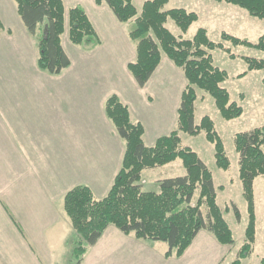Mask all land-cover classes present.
<instances>
[{
	"label": "trees",
	"instance_id": "trees-1",
	"mask_svg": "<svg viewBox=\"0 0 264 264\" xmlns=\"http://www.w3.org/2000/svg\"><path fill=\"white\" fill-rule=\"evenodd\" d=\"M17 11L27 30L35 33L38 25L48 20L47 28L39 39V68L49 74L59 75L71 65V59L61 44L65 30L66 9L63 0H14ZM239 6L254 17L264 18V0H217ZM169 0H147L142 11L133 0H95L107 4L120 22L134 21L133 40L136 58L128 68L138 84L143 87L162 61V54L183 69L187 83L178 109V128L160 136L153 145L144 140L145 127L133 123L128 105L119 99L107 104L106 114L117 135L125 143V152L114 183L102 198H97L88 185H77L64 197V208L73 233V257L80 264L89 246L94 245L105 230L114 225L123 233L142 241L166 242L165 256L181 257L191 246L199 232L208 231L223 245H234L233 231L217 202L214 177L211 170L190 147L182 145L180 132L197 135L202 130L215 144L216 163L229 169L230 160L221 137L210 116L195 124L197 88L211 94L223 118L239 117L243 109L231 101L230 94L221 84L226 71L215 66L211 50L222 43L210 40L207 30L201 28L192 39L174 35L166 26L171 18L183 31L198 20L195 12L186 9L165 10ZM69 38L73 44L94 39L101 43L96 29L81 6L68 10ZM3 28L0 20V32ZM223 37L234 44L254 46L264 50V35L257 43L224 33ZM249 70L264 68V60L245 57ZM239 154V175L247 201L249 222L245 241L237 258L231 264H243L254 252L256 240V211L254 182L264 176V125L240 132L234 138ZM181 158L186 175L159 181L158 192L144 191L139 183L143 170L166 165ZM198 194V195H197ZM197 195V198H195ZM238 211V210H237ZM264 264V258L261 260Z\"/></svg>",
	"mask_w": 264,
	"mask_h": 264
},
{
	"label": "crops",
	"instance_id": "crops-1",
	"mask_svg": "<svg viewBox=\"0 0 264 264\" xmlns=\"http://www.w3.org/2000/svg\"><path fill=\"white\" fill-rule=\"evenodd\" d=\"M4 2L0 0V264H76L69 244L74 229L65 212L64 197L73 187L84 184L102 198L120 170L125 143L106 114L107 104L112 103L107 94L117 90L119 95L123 84L116 75L118 53L128 47V67L136 58L134 40L120 34L113 41L116 50H112V39L107 35L115 33L119 20L109 6L97 5L95 0H72L67 5L64 2L62 35L66 41L62 40V45L71 65L64 71L68 80L52 79V74L37 67L40 38L36 52L30 49L27 39L17 41L14 19L19 21L22 38L30 33L20 22L17 7L4 6ZM72 3L85 5L102 40L98 46L83 47L71 42L67 7ZM106 20L112 24L107 26ZM107 57L115 60L109 66L110 72L104 67ZM123 66L122 61L121 70ZM132 76L129 74V82H133ZM132 93L121 98L116 95L129 106L131 121L144 125L145 140V111L138 112L128 97ZM149 97L152 101L153 96ZM141 102L147 110L149 102ZM193 244L183 256L167 258V249L110 225L88 247L80 264H200L190 255Z\"/></svg>",
	"mask_w": 264,
	"mask_h": 264
},
{
	"label": "rangeland",
	"instance_id": "rangeland-1",
	"mask_svg": "<svg viewBox=\"0 0 264 264\" xmlns=\"http://www.w3.org/2000/svg\"><path fill=\"white\" fill-rule=\"evenodd\" d=\"M1 1L4 2L5 0ZM12 1L4 2L3 5L7 6V4H11L16 9V3ZM63 1L66 5L72 2V0ZM145 1L147 0H133L139 13H141ZM72 4L67 8L70 9V7L78 6L74 5V3ZM79 6L84 8L85 5ZM179 8L197 13L198 20L193 22L187 31H183L171 18L168 19L166 26L174 35H181L185 39H192L199 29L205 28L210 40L215 43H222V47H217L210 51L213 63L215 66L226 71L227 77L221 85L228 90L231 101L236 102L243 109L242 115L227 120L221 115L214 97L197 88L195 124L199 125L204 116H210L213 119L215 129L222 139L225 152L231 163L230 168L227 170L217 165L215 144L207 139L204 130L197 135L180 132L182 145L190 147L195 151L213 173L217 202L222 208L224 217L232 229L235 238L234 245H223L216 240L212 233L202 230L193 242L192 253L190 255H193L196 260L200 261V264H231L237 258L238 252L245 241V232L249 222L247 201L239 175V154L235 147L234 138L237 133L249 131L264 125V68L249 70L245 57L264 60V50L254 46L234 44L232 41L225 39L223 34L226 33L240 39H247L252 43H257L260 37L264 35V18L254 17L247 10L239 6L217 0H169L165 6V10ZM101 18L103 19V16ZM106 22L108 23L107 26L112 24L109 20H106ZM17 23H19L18 19H14L12 27L16 40L23 39L25 41L27 39L30 49L36 52L38 38L43 36L48 20L45 19L41 22L35 33L28 31L30 36L27 38H22ZM117 23L118 28L115 33L113 35L106 34L109 39H112L109 44L112 50H116L113 47L115 45L113 41L116 36L124 34V36H129L131 39L134 37L132 33L134 28L133 20L129 22L118 21ZM67 28L69 29V23H67ZM62 36L61 44L62 40L66 41L65 35ZM94 42V39H87L82 45L83 47H87L94 44ZM96 46L98 44H94V47ZM123 50L119 51V62L117 66L115 65L117 67V78L123 84V87L120 89L119 95L117 90L111 88L110 90H113L112 95L109 92L107 94L109 97L108 102L118 99V96L121 98L132 91V95H128V97L135 103L138 112L145 111L144 120L148 130L145 141L147 145H151L156 142L158 136L169 134L172 130L178 128V109L187 80L183 69L177 67L163 53L160 70L152 78V80L154 79L153 82L151 80L147 85L145 84V87H139L134 78L133 82L127 80L129 74H131L129 68L126 66L130 50L127 46H124ZM122 61L124 62L123 70L120 67ZM114 64L115 60L107 57L104 64L107 72H110L109 66H113ZM66 69L59 75H49L52 79L66 81L68 80V75L64 72ZM114 72L113 69L111 75ZM121 92H124V94H121ZM149 96H153L152 101L149 99ZM141 99L149 102L147 110L144 109ZM94 148L93 145V150ZM186 173L187 171L182 159L178 158L166 165L143 170L139 183L142 185L144 191L158 192L160 190V180L184 176ZM254 192L256 240L254 252L243 261V264H261V260L264 258V176H259L255 179ZM197 195L195 198H197ZM149 242L152 244L156 243L158 247L163 249L168 248L166 242ZM69 244L71 252H73V245L70 242ZM73 258L75 262L76 257Z\"/></svg>",
	"mask_w": 264,
	"mask_h": 264
}]
</instances>
